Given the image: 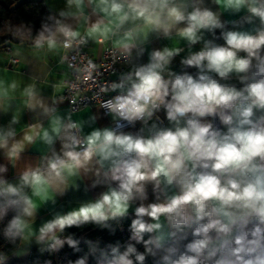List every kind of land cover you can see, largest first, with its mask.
Returning <instances> with one entry per match:
<instances>
[{"label": "clouds", "instance_id": "obj_1", "mask_svg": "<svg viewBox=\"0 0 264 264\" xmlns=\"http://www.w3.org/2000/svg\"><path fill=\"white\" fill-rule=\"evenodd\" d=\"M2 3L0 264H264V0Z\"/></svg>", "mask_w": 264, "mask_h": 264}, {"label": "crops", "instance_id": "obj_2", "mask_svg": "<svg viewBox=\"0 0 264 264\" xmlns=\"http://www.w3.org/2000/svg\"><path fill=\"white\" fill-rule=\"evenodd\" d=\"M55 2H56L57 6L62 5V0H55ZM106 46H108L107 43H105L104 45H100V44H96V43H90L89 46L86 47V50L92 58L97 59V58H99V56L101 54V50ZM5 51H6L5 48H0V61H6ZM30 63L35 64L36 62L30 61ZM47 71H49L51 76L56 78V79H59L61 77V75L65 74V73L68 76V70H67L65 62L59 63L58 58H50L49 59ZM82 114L83 113H81V115ZM69 198L70 199H77V198H79V194H73ZM42 215H46V213H43Z\"/></svg>", "mask_w": 264, "mask_h": 264}, {"label": "trees", "instance_id": "obj_3", "mask_svg": "<svg viewBox=\"0 0 264 264\" xmlns=\"http://www.w3.org/2000/svg\"><path fill=\"white\" fill-rule=\"evenodd\" d=\"M0 6L7 7L6 4L2 3L0 0ZM41 0H19V4L8 11V15L14 19H31L34 18L37 13L42 11ZM38 24V21H37ZM3 43V38L0 37V44ZM63 257H61L62 259ZM36 259L35 255L33 257L23 258L15 262V264H33V261Z\"/></svg>", "mask_w": 264, "mask_h": 264}, {"label": "built area", "instance_id": "obj_4", "mask_svg": "<svg viewBox=\"0 0 264 264\" xmlns=\"http://www.w3.org/2000/svg\"><path fill=\"white\" fill-rule=\"evenodd\" d=\"M88 59H94V58H92L89 55L86 48H84L79 54H77L75 52L70 53L68 55L66 61H65V64H66V67L68 70V78L74 81L75 75H76L74 69L83 67L87 63ZM94 61L98 64L103 63L105 66H107V64L110 63L108 46L104 47L101 50V54H100L99 58L94 59ZM69 65H72V67L70 68ZM101 71H103V69Z\"/></svg>", "mask_w": 264, "mask_h": 264}]
</instances>
